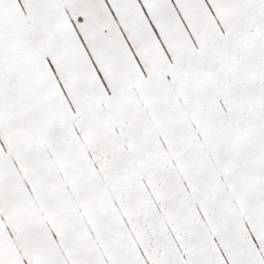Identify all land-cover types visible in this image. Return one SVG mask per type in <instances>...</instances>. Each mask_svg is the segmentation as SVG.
I'll return each instance as SVG.
<instances>
[{"label": "snow or ice", "instance_id": "obj_1", "mask_svg": "<svg viewBox=\"0 0 264 264\" xmlns=\"http://www.w3.org/2000/svg\"><path fill=\"white\" fill-rule=\"evenodd\" d=\"M0 264H264V0H0Z\"/></svg>", "mask_w": 264, "mask_h": 264}]
</instances>
